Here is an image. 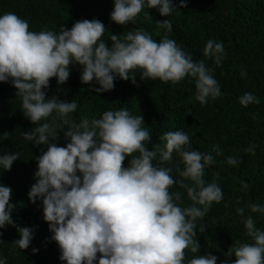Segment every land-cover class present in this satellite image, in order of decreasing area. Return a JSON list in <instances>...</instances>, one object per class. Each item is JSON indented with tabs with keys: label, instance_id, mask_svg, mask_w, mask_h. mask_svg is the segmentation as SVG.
<instances>
[{
	"label": "clouds",
	"instance_id": "obj_1",
	"mask_svg": "<svg viewBox=\"0 0 264 264\" xmlns=\"http://www.w3.org/2000/svg\"><path fill=\"white\" fill-rule=\"evenodd\" d=\"M113 4L110 19L118 25L134 23L145 7L157 9L161 16L177 8L172 0H113ZM178 7L186 8V0H179ZM157 27L164 30L159 42L137 29L122 38L111 34L109 46L102 38L105 24L95 18L76 21L71 28L63 26L56 33L31 31L27 20L11 12L0 15V82H11L21 98L24 116L35 125L21 133L24 140L47 146L36 157V182L28 199L41 201L50 239L66 264H185L186 250L197 253L201 247L197 232L203 233L206 226L197 221L223 200L216 180L206 183L204 179L206 168L216 163L214 155L193 150L184 131L165 132L160 137L162 145L149 149L146 142L151 134L142 127V115L120 108L105 111L101 118L84 117L76 122L70 118L77 110L75 100L46 96L50 79L56 78L58 85L66 83L70 65L75 63L81 66L83 84L95 81L99 85L93 89L96 93L114 90L117 77L136 84L138 72L141 81L178 84L192 78L195 100L201 106L220 98L213 72L225 58L223 44L209 39L203 48L205 59L194 61L169 38L170 20H157ZM239 103L247 107L260 100L244 93ZM60 130L68 141L65 146L56 143ZM243 151L254 155L255 145ZM212 152L223 155L219 145H213ZM126 157L131 159L125 167ZM18 158L19 152L0 155V169L11 170ZM239 163L237 156L226 159L227 165ZM241 183L247 190L248 185ZM174 185L186 192L187 207L181 206L182 192L171 191ZM11 197L12 188L0 183V229L16 227L19 239L14 243L27 249L34 229L15 224L12 211L16 205ZM246 207L264 215V205L249 202ZM236 213L244 217L246 236L252 242L232 245L225 256L234 255L235 260L221 264H264V231L256 227L251 215L244 216V207H237ZM217 259L205 254L193 256L186 264H216ZM0 264H6L2 257Z\"/></svg>",
	"mask_w": 264,
	"mask_h": 264
},
{
	"label": "trees",
	"instance_id": "obj_2",
	"mask_svg": "<svg viewBox=\"0 0 264 264\" xmlns=\"http://www.w3.org/2000/svg\"><path fill=\"white\" fill-rule=\"evenodd\" d=\"M172 3L177 8L169 16L145 7L136 21L127 25L111 21L113 0H0V15L11 12L27 20L31 31L56 33L63 26L71 28L76 21L95 18L105 24L102 38L109 46L111 34L122 38L137 29L159 42L164 30L158 29L157 20L168 19L172 22L169 38L194 61L205 59L203 48L209 39L223 44L225 58L213 72L222 96L203 106L195 100V82L190 77L171 84L158 79L141 81L137 72L136 84L117 77L114 90L96 93L93 89L99 85L95 81L91 85L83 84L81 66L75 63L70 65L66 83L58 85L56 78H51L45 90L47 97L55 95L63 101H76L77 110L70 114L76 122L84 117L101 118L108 110L126 108L132 115L143 116L142 127L151 134V140L146 142L149 149L154 144L162 145L160 137L165 132L182 130L189 135L193 150L212 153L216 163L206 168L204 179L206 183L216 180L223 191V200L214 203L203 220L197 221L198 225L206 226L203 233L197 232L201 247L197 253L186 250L185 264L193 256L205 254L217 256L216 264H221L226 259L235 260L234 255L225 256L232 245L252 242L246 236L244 217L236 213L237 207H244V216L251 215L256 227L264 231V215L251 213L246 207L249 202L264 205V0H186V8L178 7L179 0ZM205 62L213 66L211 60ZM16 91L11 82H0V155L20 153L11 170L0 169V183L12 188L10 202L16 205L12 211L15 224L34 231L29 247L19 249L14 243L19 239L17 228L6 225L0 229V257L6 264H66L59 259L58 245L50 239L52 233L43 220L41 201L32 203L28 199L27 193L36 182V157L47 146H33L21 135L35 125L24 116ZM244 93L254 94L260 103L241 106L239 97ZM64 130L59 131L58 146L68 142ZM250 144L255 145L254 155L243 151ZM213 145H219L223 155L215 156ZM228 156H237L240 163L227 165ZM130 159L126 157L125 167ZM173 159L175 162L178 157L174 154ZM157 162L158 157L154 160ZM172 175L177 176L175 172ZM241 182L248 185L247 190ZM177 190L182 192L181 206L187 207L190 202L186 192L175 185L171 189Z\"/></svg>",
	"mask_w": 264,
	"mask_h": 264
}]
</instances>
